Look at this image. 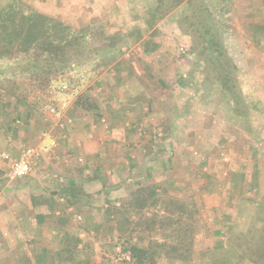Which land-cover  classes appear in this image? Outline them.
<instances>
[{
    "label": "rangeland",
    "instance_id": "374dc122",
    "mask_svg": "<svg viewBox=\"0 0 264 264\" xmlns=\"http://www.w3.org/2000/svg\"><path fill=\"white\" fill-rule=\"evenodd\" d=\"M10 4L76 39L22 50ZM23 94L46 118L29 128ZM79 96L98 113L75 115ZM74 118L90 126L74 140L97 148L65 167L39 140L51 130L66 149ZM27 148L46 162L7 182L2 152ZM0 149V264H127L128 245L157 264H219L241 202L264 201V0H0ZM67 185L86 194L68 201ZM29 196L45 204L39 227Z\"/></svg>",
    "mask_w": 264,
    "mask_h": 264
},
{
    "label": "trees",
    "instance_id": "16d2710c",
    "mask_svg": "<svg viewBox=\"0 0 264 264\" xmlns=\"http://www.w3.org/2000/svg\"><path fill=\"white\" fill-rule=\"evenodd\" d=\"M16 1V0H15ZM168 1L169 8L173 9L183 0H162V2ZM7 11L12 12V5L6 7ZM12 19H19L18 32L13 35L20 41V46L22 50L28 51L29 49L35 48L37 41L45 37V40L50 42V46L57 43L60 40L61 44L66 45L70 40H75L74 30L64 25L63 23H54L52 19L46 16L38 14L36 12L24 13L20 11V15L15 13L11 15ZM14 17V18H13ZM55 27V29H60V33L57 31L53 35V31L50 32V28ZM18 34V35H17ZM53 36H51V35ZM60 34V38L57 35ZM54 39L51 41V39ZM215 46L210 45L209 48L212 51H217ZM229 89L227 84H224ZM99 106L86 96H79L73 103V111L75 115H83L85 113L97 114L99 111ZM66 200H72L80 195L86 194V191L81 189L79 186H67L63 190ZM153 204L157 202L155 193ZM65 200V201H66ZM66 201L67 203H69ZM146 202L143 201L142 204H137L139 207H143ZM164 208L171 213L182 217L185 214L184 204H179L173 199H167L164 201ZM187 223H180L179 226H186ZM179 239V238H178ZM186 240L185 238H183ZM182 240V239H181ZM228 242L232 247V250L237 253L238 257L242 260L241 264H264V201H256L255 203H250L249 201H242L235 212V218L232 230L228 237ZM78 244V239L75 238L73 247ZM129 261L127 264H157L153 255L150 251L146 249H141L135 245H128L123 248Z\"/></svg>",
    "mask_w": 264,
    "mask_h": 264
},
{
    "label": "crops",
    "instance_id": "0c3cea01",
    "mask_svg": "<svg viewBox=\"0 0 264 264\" xmlns=\"http://www.w3.org/2000/svg\"><path fill=\"white\" fill-rule=\"evenodd\" d=\"M22 87H24V86H22ZM15 98H17V99H13V100L15 102L17 101L18 103H20V108L22 110L21 114H23V117H24L25 123H24L23 126H27L29 128L33 123H35V121H37V118L39 116V115H37L36 112H35L36 115H34V113L32 111H30L31 109L29 108V106H35V104H38L39 105V103L35 102V99L34 98L29 97V96H25L24 94H23L22 97L16 95ZM22 99L24 100V103L22 102ZM27 105H28V107H27ZM43 114L45 115V113H43ZM45 119H46L45 117H39L38 118V121L40 122V120L43 121ZM80 121H83V119L80 120ZM67 122L71 123V128L69 130H67L68 131V134L66 136L67 139L65 138L66 141L65 140L63 141V144L66 143V145H68L66 149H59V148L51 149L52 147L49 145L50 144V141L48 143V139L45 138L46 136L48 137V135H50L51 137H55L54 135H51L50 134V133H52L51 130L49 131L50 132L49 134H45L44 139L39 140V143H41V145H43L44 147H46L48 145V148L49 149H47V150H50V151L47 152L45 150V153H47V154L48 153L56 154V153L61 152L62 154H66L64 156L62 155L65 164H67V165H65V167L66 166L68 167V160L67 159H69L70 157L73 156V154H74L73 152L78 153V154H81V155L82 154H89L91 152V149L90 148H93V149L97 148L96 142H92V141H89L88 143L86 142V140H85V134H83V141H82V143H80V141L77 138L74 140L75 132H79L80 130L84 129L83 126H85V127L88 126V125H86V121L83 124L81 123L80 124L81 126L79 125L80 128H77L78 125H76V124L79 121H77V119H75V118L74 119H69ZM74 122H76V123H74ZM17 123H19V122L17 121ZM56 125L57 124L55 123V126ZM103 127L106 128L105 125H103ZM87 129H90V126L87 127ZM3 154L11 157L9 155V153H8V150H7L6 153H4V151H3L2 152V155ZM18 154L16 155V157L18 156ZM2 155H1V158H2ZM45 158H47V157H44L41 160L39 158L38 162H40V161L41 162H46ZM37 166L38 165L36 164L35 167H37ZM67 186H69V185H67ZM44 208H45V204L44 203H41V202L38 201V199H34V198H32V196H29V201L26 203V209L27 210H25V211H27V213H26V215H24L23 218L26 219L27 216H28V214L30 215L32 212L36 213L37 215H35V217H34L35 219L33 218V220L31 222H32L33 225L36 224V227H39L40 221H42V219H45L46 218L45 217L46 211L44 210ZM47 214L49 215L48 218H51V216H52L51 214L52 213H50V210L47 211ZM241 262H242V260L238 257L237 253L234 252L232 249L227 248V249H225V251L223 253V256H221V259L219 261V264H241ZM27 264H43V263L40 260H38V261L35 260L34 261L32 259V260L28 261ZM242 264H244V263H242Z\"/></svg>",
    "mask_w": 264,
    "mask_h": 264
},
{
    "label": "built area",
    "instance_id": "2783aa9c",
    "mask_svg": "<svg viewBox=\"0 0 264 264\" xmlns=\"http://www.w3.org/2000/svg\"><path fill=\"white\" fill-rule=\"evenodd\" d=\"M66 90L67 87L63 86ZM55 141L50 142L53 146ZM41 156V149L27 148L23 149L17 157H9L5 154L2 155L3 163V176L7 182L25 178L31 173L33 167L36 166L37 161Z\"/></svg>",
    "mask_w": 264,
    "mask_h": 264
}]
</instances>
